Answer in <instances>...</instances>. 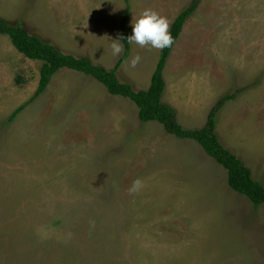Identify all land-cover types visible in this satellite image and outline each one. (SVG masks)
I'll use <instances>...</instances> for the list:
<instances>
[{"label": "rangeland", "instance_id": "1", "mask_svg": "<svg viewBox=\"0 0 264 264\" xmlns=\"http://www.w3.org/2000/svg\"><path fill=\"white\" fill-rule=\"evenodd\" d=\"M38 1L0 0V13L26 29L34 16L63 18L64 6L32 5ZM231 4L247 15L251 35L264 32V0ZM97 24L102 33L112 29ZM2 37L0 52L10 60L0 64V264H264V204L232 189L228 171L195 140L170 143L153 129L149 142L142 126L145 144L116 143L113 127L101 134L83 127L85 113L71 125L66 102L51 106L48 89L16 115L35 93L43 61ZM145 54L146 67H156L154 48L135 57ZM113 112L104 119L114 121ZM102 118L94 113L93 121ZM253 160L255 178L264 179V162ZM207 171L211 182L199 176ZM137 178L144 186L130 194Z\"/></svg>", "mask_w": 264, "mask_h": 264}, {"label": "crops", "instance_id": "2", "mask_svg": "<svg viewBox=\"0 0 264 264\" xmlns=\"http://www.w3.org/2000/svg\"><path fill=\"white\" fill-rule=\"evenodd\" d=\"M183 1L128 0L130 9L132 7L128 23L129 35L133 32L132 23L146 9L166 17L170 30L175 19L184 10V5L188 6L192 0H188V3ZM231 2L232 0H203L198 10L187 20L164 71L166 89L162 100L176 109L178 120L185 128L199 129L206 125L209 113L220 98L245 88L236 99L228 101L219 111L216 132L224 146L245 162L255 178L249 162H253V159L264 162V32H253L251 35L252 26L243 25L247 15L242 13V9L236 12L231 9ZM27 3L28 0L16 2L18 6L30 4ZM128 3L127 0H40L32 5L64 6L63 18L57 11L53 14H42L38 19L34 16L28 21L27 29L67 53L87 56L95 64L113 69L125 51L122 41L124 51L114 56L111 44L121 35L120 27L126 12L124 8H127ZM36 12L38 9L33 10V13ZM0 17L10 21L2 13ZM98 22H105L108 27L112 26V29L102 33V30L98 29ZM2 35L6 34H0V42ZM206 37L208 41H205ZM132 46L130 56L118 70V77L122 82L132 84L137 91L148 90L160 61L161 50L154 48L157 56L159 55L156 67H146L145 54L139 66L129 70V61L148 48V45L141 47L133 43ZM8 59L7 53L0 52V64ZM193 64H196L195 69H191ZM43 65L44 62L39 80L34 82L38 83L35 93L18 106L14 113H20L48 89L51 106L53 103L58 109L66 108L60 105L59 99L66 102L72 117L71 125L76 123L73 119L85 113L88 119L82 123L83 127H92L94 130L98 128L97 133L100 134L113 127L120 136L113 140L116 143L135 141L136 144H145L147 138L152 142L153 129L157 131L158 136L170 140V143L178 144L184 139L162 131L160 126L152 121L143 125L139 116L140 109L132 99L112 94L102 82L78 70L60 69L52 76L47 88L35 97L40 87ZM79 87L81 91L76 93V88ZM111 110L114 115L119 113V116L114 121L110 118L105 120L104 115ZM94 113L97 117L102 114L103 120L98 122V125L93 121ZM142 126L147 128L143 132L147 138L138 141V135L142 132L137 129ZM196 161L197 168H202L205 164V160L202 162L197 158ZM207 172L199 173V176L202 181L211 182L212 174ZM255 179L264 184V179Z\"/></svg>", "mask_w": 264, "mask_h": 264}, {"label": "trees", "instance_id": "3", "mask_svg": "<svg viewBox=\"0 0 264 264\" xmlns=\"http://www.w3.org/2000/svg\"><path fill=\"white\" fill-rule=\"evenodd\" d=\"M201 3L202 0H192L175 19L170 29L175 42L172 47L161 50L160 61L148 90L137 91L132 84L122 82L118 77V70L128 59L132 50V44L126 39L130 36L128 31L130 19L129 3L120 27V34L125 37L123 41L125 51L113 69L95 64L87 56L67 53L59 49L55 44L30 33L22 24H11L2 17H0V34L9 35L17 49L27 57L44 62L41 70L40 87L35 97L39 96L47 88L52 76L60 69L70 68L91 75L102 82L112 94L132 99L140 109L139 116L141 121H157L169 133L179 138L197 141L209 156L228 171L230 187L259 206L264 204V184L254 178L252 170L243 160L224 146L216 132L219 111L228 101L236 99L245 88L220 98L209 113L206 125L199 129L185 128L178 120L176 109L162 100L166 89L164 71L167 62L183 32L187 20L198 10Z\"/></svg>", "mask_w": 264, "mask_h": 264}, {"label": "clouds", "instance_id": "4", "mask_svg": "<svg viewBox=\"0 0 264 264\" xmlns=\"http://www.w3.org/2000/svg\"><path fill=\"white\" fill-rule=\"evenodd\" d=\"M169 27V20L166 17L161 16L151 9H146L132 23L133 32L126 39L129 43L137 44L141 47L150 45L153 48L163 50L172 47L175 42ZM124 40L125 37L122 34L113 40L111 48L114 56H118L124 51L122 43ZM139 62L140 56L137 55L131 60V67L135 68ZM143 186V180L137 178L132 182L129 193L137 194L142 190Z\"/></svg>", "mask_w": 264, "mask_h": 264}]
</instances>
